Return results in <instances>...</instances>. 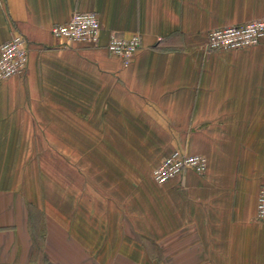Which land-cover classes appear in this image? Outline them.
<instances>
[{
    "label": "crops",
    "instance_id": "1",
    "mask_svg": "<svg viewBox=\"0 0 264 264\" xmlns=\"http://www.w3.org/2000/svg\"><path fill=\"white\" fill-rule=\"evenodd\" d=\"M76 12L97 46L52 36ZM262 18L264 0H0V46L29 45L0 82V264H264V41L205 48ZM113 33L141 36L129 66ZM175 150L206 173L154 183Z\"/></svg>",
    "mask_w": 264,
    "mask_h": 264
},
{
    "label": "built area",
    "instance_id": "2",
    "mask_svg": "<svg viewBox=\"0 0 264 264\" xmlns=\"http://www.w3.org/2000/svg\"><path fill=\"white\" fill-rule=\"evenodd\" d=\"M51 34L54 38L63 39L68 43L97 46L101 24L96 13L76 12L67 23L54 25ZM263 41L264 18L244 25L211 31L205 48L208 52H229L257 47ZM107 49L112 55L119 57L124 66H129L142 49V39L139 34L126 38L113 33ZM28 62V41L22 35H15L0 46V82L23 76ZM207 167L208 161L205 157L175 150L153 170L152 177L158 185H165L188 170L200 175L205 174ZM257 219L264 222V187L258 196Z\"/></svg>",
    "mask_w": 264,
    "mask_h": 264
},
{
    "label": "rangeland",
    "instance_id": "3",
    "mask_svg": "<svg viewBox=\"0 0 264 264\" xmlns=\"http://www.w3.org/2000/svg\"><path fill=\"white\" fill-rule=\"evenodd\" d=\"M152 180L154 181L153 178H152ZM154 183H156V182H154ZM152 255H153V260H154V261H159V260H160V255H159V253H153Z\"/></svg>",
    "mask_w": 264,
    "mask_h": 264
}]
</instances>
